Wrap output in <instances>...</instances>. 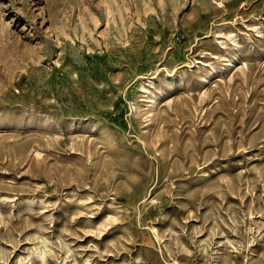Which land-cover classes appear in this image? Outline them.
Instances as JSON below:
<instances>
[{
    "label": "rangeland",
    "instance_id": "obj_1",
    "mask_svg": "<svg viewBox=\"0 0 264 264\" xmlns=\"http://www.w3.org/2000/svg\"><path fill=\"white\" fill-rule=\"evenodd\" d=\"M0 264H264V0H0Z\"/></svg>",
    "mask_w": 264,
    "mask_h": 264
}]
</instances>
